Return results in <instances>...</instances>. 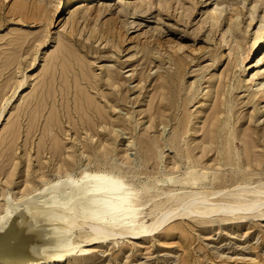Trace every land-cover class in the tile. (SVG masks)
Instances as JSON below:
<instances>
[{
	"label": "bare ground",
	"instance_id": "bare-ground-1",
	"mask_svg": "<svg viewBox=\"0 0 264 264\" xmlns=\"http://www.w3.org/2000/svg\"><path fill=\"white\" fill-rule=\"evenodd\" d=\"M11 1L13 2L10 4ZM95 1L69 0L70 7H73L74 4L82 3L85 6L80 9H69L68 18L62 25L65 33L63 36L53 35L49 37L51 32L49 27L50 24L52 25L51 22H53L54 16L59 12L61 0H0V28L5 24L14 26L7 34L0 35V104L3 101L2 106H0V125L5 113H9L13 107L12 104L15 103L12 99L17 98V95L20 96L28 84L27 75L26 79L23 78L24 80L20 77V59L29 57L33 58L32 62H35L39 48L47 44L50 47V51L48 52L47 50V54L42 57L43 68L40 72L42 80L37 86H34L33 92L36 94L34 98L26 101V105H31L32 107L33 105L41 104L46 106L48 99H50L52 106L57 108L59 106L57 105L58 98L60 97V105H69L70 102H73L75 112L78 113L79 110L83 112L79 119L68 120V124L75 131V135L85 134L88 139L94 140L95 134L101 136L102 130L108 127L109 133H113V136L118 138L119 130L114 122V116L97 99L96 94L99 92L102 78L99 75L89 74L88 69L92 63L82 58L77 49L74 48L73 43H71V41H74L75 34L82 36L83 30L79 29L77 31L78 28L76 26L79 25V19L90 16L92 10L86 7ZM162 1L168 0H158L159 3ZM254 2V5L248 10L250 21L246 25L247 30L252 27V23L257 17V8L262 4H258L257 1ZM9 4L10 7L6 15L1 17L4 8L8 7ZM152 4L153 0H122L116 3V11L113 15L135 16L143 14L149 11ZM223 4V2H215L213 4L214 7L211 10H207L202 24H210L212 28L219 29V32L221 31L218 47L222 48L224 44L228 46L234 40L236 50L232 52V55L238 56L240 53L239 49L242 48L241 43L244 40L240 34V21L238 17L234 19L232 10L228 17L227 15L223 16L225 11L221 7ZM107 10V8H104V11L107 12ZM190 16L191 10L186 13L182 11L178 16V20L187 23ZM117 21L118 17L108 20L101 36L104 37V42L109 47L107 52L112 55L121 50V44L124 42V35ZM132 23L140 25L135 21H132ZM29 26L32 29L29 30L27 28ZM255 27L256 30L252 31L253 42L251 51H247V53L251 52L249 54L250 57L254 53H258L255 67L253 64H250L248 68L243 65L249 55H246L244 59L236 57L235 61L238 65H242L243 73L248 72L250 69H257L254 73L249 74L247 78H244L242 83H245L246 88L250 89V101L255 104L254 111L258 113L263 108L262 103L264 102V11ZM216 34L215 32L214 35ZM116 36H118V39H116ZM206 38V41L212 39L208 36ZM150 39H153L152 41L159 46H164L158 37ZM166 39L168 40V38ZM86 40H90V37ZM165 42L167 43L168 41ZM173 44L171 45L169 42L167 44L174 52L169 55L168 61L178 64L180 70H182L187 66L185 59L189 54L187 53L188 55L186 54L182 57L179 54V50H184V46L177 43ZM209 47L212 48V45ZM151 50L154 52L153 55L157 56V59L152 55L147 56L145 52L144 57H148L149 63L157 61L162 64L158 59L161 51L154 46ZM196 52L198 53L197 50ZM135 55V53H128L127 58L133 59ZM176 60L179 63H175ZM214 62L218 63L217 60H214ZM13 68L16 70L12 71ZM140 76H142V72ZM14 79L15 81L11 83ZM175 79H177V74L173 75L169 80L168 76H164L161 73L157 74V81L151 84L152 93L148 100L150 104L147 131L153 130L156 121L160 120V126H162L161 137L165 131L164 123L168 118L165 115L167 108L162 103L166 99V94H169L167 83H172V81L174 83ZM211 81L214 83V77H212ZM105 82H107L109 87L117 90L120 88L119 78L113 70L105 72L103 86H105ZM238 85L239 83L233 84L232 90L237 89ZM8 91H11L12 94H10V97L7 96L8 98H5ZM91 91H94L95 94H92ZM70 94L73 98L71 100ZM101 96L106 97L104 92L101 93ZM192 96L191 94L188 95L189 98ZM222 96H224L222 87H216V85L214 88L212 87L207 98H212L213 101L204 117L198 116L192 119L190 121L192 127L186 131V120L182 117L178 126L175 127V132H179V137H175L170 142V145L167 143L161 145L160 140L156 136H147L145 139L147 144L145 150L147 152L144 153L146 158L142 160L143 166L152 161L153 169L158 170L159 164L164 157L163 150L165 147L178 152L173 156L172 168L168 171V174H165L167 180L159 177V175L163 176L159 171L153 173L154 180L146 183L142 182L143 190L139 193L133 185V183H136L134 181L136 174L130 168L134 160L129 154L130 151H127L134 144L129 142L127 149L121 153L126 168H122V166L117 165L112 160L105 164L106 168L103 170L89 171L87 168H82L79 174L75 175L69 171L68 165L63 162L66 168L65 176H61L55 181L45 182L41 188L35 189L29 194L22 193L20 196L3 195L5 201L3 204L4 210L0 211V226L11 215L12 205L17 201L31 195H59V192L63 191L64 193H61L62 199L66 200L63 202L77 201L75 206L76 216L71 220L76 229L73 233V244L83 247L62 260L42 264H105L107 260L101 259L104 251L97 253L94 249L102 250L118 239L127 240L134 244L141 240H150L152 237L150 234L152 232L155 233L154 231L159 229L166 233H182L185 231V225H189L188 220H199L200 223L204 224L218 222L221 225H225V222H235L236 226L239 227L244 219L264 218V167L262 166L264 160H261L260 154L256 151L259 147L258 141L260 138L264 140V125L260 130L250 125V120L254 118L255 112L249 114V122L247 124H240L235 119L231 122L228 116H222L224 112L222 107L226 106L228 113L232 114L229 102L225 97L220 98ZM156 97L159 98V101L155 105ZM187 105L188 99L186 98L183 100V111L186 110ZM112 107L115 108V105H112ZM13 128H15L14 123L9 127V130H11L9 131L10 136L13 133L19 135L21 128ZM61 128L66 133L71 131L63 126ZM7 133L6 130L0 137V152L10 151L12 154L9 162H3L4 164L1 165L0 173L2 174L3 172L5 173L4 167L13 165L14 161L15 140L13 142L11 140V144L14 145L11 148L8 147L9 150H7L6 145L9 143ZM185 135H190L193 146H186L179 158L178 154L181 152L180 139ZM30 140L31 138H29ZM19 144L21 145V143ZM98 147L102 148L103 151L108 150L102 144ZM50 148L51 151L60 150L57 139H55L54 144ZM83 148H85L84 145ZM196 148L201 149V158H196L192 155V151ZM111 151L116 152L117 148L112 146ZM210 153L214 154L211 158L212 163L206 165L201 160ZM2 154L5 155L4 153ZM105 155L108 154L106 153ZM253 163L256 166H253ZM256 167L261 170V173L255 172ZM139 174H146V172L140 171ZM26 183H30V178H26ZM145 206L148 208L146 211H144ZM142 211H144V214H141ZM148 217L150 218L148 219L150 220L149 226L146 225Z\"/></svg>",
	"mask_w": 264,
	"mask_h": 264
},
{
	"label": "rangeland",
	"instance_id": "rangeland-1",
	"mask_svg": "<svg viewBox=\"0 0 264 264\" xmlns=\"http://www.w3.org/2000/svg\"><path fill=\"white\" fill-rule=\"evenodd\" d=\"M68 1L61 0L59 12L54 16L53 22H51L52 25L50 24L49 27L51 31L49 37L53 35L63 36L65 33L62 25L68 18L69 9H80L85 6L82 3L74 4L73 7H70ZM120 1L122 0H96L88 5L86 8L92 10L90 14L92 17L86 16V18L79 19V25L76 28H78L77 31L79 29L83 30L82 36L75 34L74 41H71L79 55L87 62L92 63L88 69L89 74L99 75L102 78L99 92L96 94L97 99L114 116V122L119 130L118 138H115L113 133H109L108 127L102 130L101 136L95 134L94 140L88 139L85 134L75 135V131L68 124V120L79 119L83 112L81 110L78 113L75 112L73 102H70L69 105H60V97L58 98L57 105L59 106L57 108L52 106L50 99H48L46 106L41 104L34 106V103L32 107L31 105L27 106L26 101L34 98L36 94L33 92L34 86H37L42 80L40 78V72L43 68L42 57L47 54V50L48 52L50 51V47L47 44L46 46H41L36 54L35 62H32L33 58L23 57L20 59V77L21 79H26L27 75L28 84L20 96L17 95V98L12 99L15 103L12 104L13 107L10 112L5 113L0 125V131L3 129L0 132V137L6 130L8 132L9 143L6 148H11L15 144L13 165H7V168L4 167L5 173H0L1 212L4 210L3 204L5 200L3 195L20 196L22 193L29 194L35 189L41 188L45 182L55 181L59 177L65 176L66 168L64 164H67L69 171L75 175H78L82 168H87L89 171L103 170L106 168L105 164L112 160V162L122 166V168H126L121 153L127 149L129 142L134 144L127 151H130L129 154L134 160L130 168L136 174L134 179L136 183H133L135 189L140 193L143 190V183L153 181V173L158 171L163 174V176L159 175V177L167 180L165 174H168V171L172 168L173 156L178 152L165 147L163 150L164 157L159 164L158 170L153 169L152 161L143 166L142 160L146 158L144 153L147 152L145 150L147 147L145 139L147 136H156L160 140L161 145L166 143L170 145V142L175 137H179V132H175V127L178 126L182 117L186 120L185 131L190 130L192 127L190 121L198 116L204 117V114H206L212 104V98L208 99L207 95L215 85L216 87H222L224 96L220 98L225 97L232 108L233 115L228 113L227 106L222 107L224 111L222 116H228L231 122L235 119L240 124H247L249 122V114L255 112V104L250 101V89L246 88L242 80L257 69H250L248 72L243 73L242 65H238L235 59L236 57L244 59L246 55L251 54V52L247 53V51H251L253 32L256 30L257 21L264 11V0H168L160 3L158 0H153L149 11L143 14L114 16L115 5ZM254 1L262 4L257 8V17L252 23V27L247 30L246 25L250 21L248 10L254 5ZM215 2L224 3L221 6L225 9L223 16L227 15L228 17L233 11L234 19L238 17L240 21V34L244 40L241 43L242 48L239 49L240 53L238 56L232 55V52L236 50L234 40L229 44L230 46L224 44L222 48L218 47L221 31L219 32V29H217V32L216 28H212L210 24H202L207 10H211ZM10 4L4 8L1 17L6 15ZM104 8L108 9L107 12L104 11ZM190 10L191 16L187 23L178 20V16L182 11L186 13ZM112 16L118 17V26L122 29L123 41L125 42L121 44V50L115 55L107 52L109 47L105 44L104 37H101L104 28H106V22L113 18ZM132 21L140 25L133 24ZM12 27L14 26H11V24L3 25L0 28V35L7 34ZM30 27L27 28L30 30L32 29ZM215 32L218 35H214ZM206 36L212 39L206 41ZM88 37H90V40H86ZM116 37L118 39V36ZM153 37H158L164 46H159L153 42V39H150ZM164 40L171 45L177 43L184 46V50H179V54L182 57L187 53L189 54H187L189 56H187L188 59H185L187 66L182 70H180L178 64L168 61L169 55L174 52L167 45L168 42L166 43ZM214 44L217 45L214 46ZM211 45L212 48L209 47ZM153 46L161 51L158 59L162 64L157 61L149 63L148 57H144V52L147 56L152 55L155 57L153 55L154 52L151 50ZM190 47L193 49L196 47L197 49H195L198 53ZM128 53H135L136 55L133 59H129L127 58ZM257 56L258 53H254L251 57L249 55L243 64L246 66L245 68H248L250 64L255 67ZM214 60H217L218 63L216 64ZM175 63H179L178 60ZM160 66L162 67L160 68ZM14 70L16 69L13 68L12 71ZM109 70H113L117 74L120 81L119 90L109 87L107 82L103 86L105 72ZM141 72L142 76H140ZM161 73L164 76H168L169 80L173 75L177 74V79H175L174 83L173 81L172 83H167L169 94H166V99L162 103L167 108L165 115L168 116L167 121L164 123L165 131L162 137L160 120L156 121L153 130H149L150 133L147 131L150 104L148 100L152 93L151 84L157 81V74ZM212 77H214V83L211 81ZM14 81L15 79L11 83ZM238 83V88L232 90V85ZM91 92L95 94L94 91ZM103 92L106 95L105 98L101 96ZM10 94H12L11 91H8L5 98L10 97ZM189 94L193 96L189 98ZM69 97L70 100L73 99L71 94ZM186 98L188 99V105L186 110L183 111V100ZM158 101L159 98L156 97L155 105ZM112 105H115V108ZM262 106L261 111L255 112L254 118L250 120V125L258 130L264 125V102ZM30 107L31 109H29ZM41 119L43 120L41 121ZM11 123H14L15 128H21L19 135L13 133L10 136L9 131L11 130H9V127L12 125ZM20 125L23 126L21 127ZM62 126L71 131L67 133L62 131ZM29 138H31L30 141ZM55 139L58 140L60 145L59 151H51L50 147L54 144ZM11 140L12 142L15 140L14 144H11ZM100 144L108 150L103 151L102 148L100 149L98 147ZM236 144L239 145L237 142ZM83 145L85 148H83ZM258 145L259 147L256 151L260 154L261 160H264V140L260 138ZM112 146L117 148L116 152L111 151ZM180 146L182 153L178 154L179 158L186 146H193L190 135H185L180 139ZM1 152L0 168L2 164L9 162L12 154L10 151H3L2 153L5 155ZM51 152L54 153L51 154ZM192 152L193 156L201 158L202 151L200 148H196ZM106 153L108 155H105ZM213 155V153H210L201 161L206 165H210ZM253 164V166H256L255 163ZM262 166L264 167V162ZM140 171L146 172V174H139ZM255 172L261 173V170L256 167ZM2 177L4 178L2 179ZM27 177L30 178V183H26ZM147 209L145 206L144 211ZM144 211L141 214H144ZM148 219L150 218L148 217L146 221ZM187 222L189 225H185V231L182 233H166L159 229L154 231L155 233L152 232L150 234L152 237L147 241L141 240L131 244L127 240L118 239L102 250L98 248L94 250L97 253L104 251L101 259L107 260L105 264H264V218L244 219L239 227L236 226L235 222H225V225H221L218 222L204 224L200 223L199 220H188ZM149 223L150 220L146 222V225L149 226Z\"/></svg>",
	"mask_w": 264,
	"mask_h": 264
},
{
	"label": "water",
	"instance_id": "water-1",
	"mask_svg": "<svg viewBox=\"0 0 264 264\" xmlns=\"http://www.w3.org/2000/svg\"><path fill=\"white\" fill-rule=\"evenodd\" d=\"M61 193L31 195L12 205L0 226V264L56 262L83 247L73 244L77 201L65 203Z\"/></svg>",
	"mask_w": 264,
	"mask_h": 264
}]
</instances>
